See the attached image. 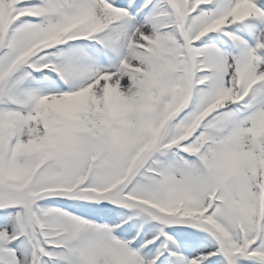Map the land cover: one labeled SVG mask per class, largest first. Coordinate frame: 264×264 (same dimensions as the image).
I'll return each instance as SVG.
<instances>
[{"label":"snow or ice","instance_id":"obj_1","mask_svg":"<svg viewBox=\"0 0 264 264\" xmlns=\"http://www.w3.org/2000/svg\"><path fill=\"white\" fill-rule=\"evenodd\" d=\"M0 264H264V0H0Z\"/></svg>","mask_w":264,"mask_h":264}]
</instances>
